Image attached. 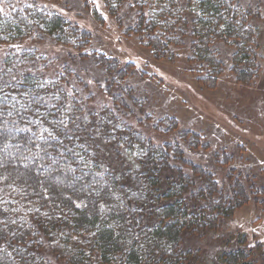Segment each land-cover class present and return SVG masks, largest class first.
Segmentation results:
<instances>
[{
	"label": "trees",
	"instance_id": "1",
	"mask_svg": "<svg viewBox=\"0 0 264 264\" xmlns=\"http://www.w3.org/2000/svg\"><path fill=\"white\" fill-rule=\"evenodd\" d=\"M126 1L103 0L113 17ZM132 1L137 34L156 59L187 38L207 70L201 82L212 87L221 69L212 43L220 42L234 49L235 80L249 86L256 79L257 34L235 0ZM35 33L75 50L90 38L36 6L0 11V43ZM92 59L118 82L129 72L101 55ZM40 62L15 51L0 68V264H49L44 245L63 264H193L182 234L216 230L246 202L241 183L219 190L176 143L154 146L134 130L115 109L117 97L112 109L94 114L67 87L70 72L47 79L35 72ZM251 251H224L220 263L252 264Z\"/></svg>",
	"mask_w": 264,
	"mask_h": 264
},
{
	"label": "rangeland",
	"instance_id": "2",
	"mask_svg": "<svg viewBox=\"0 0 264 264\" xmlns=\"http://www.w3.org/2000/svg\"><path fill=\"white\" fill-rule=\"evenodd\" d=\"M235 1L251 13L257 34L259 72L249 86L239 84L230 71L234 49L229 44L212 43L221 64L212 87L201 82L207 70L192 58L187 38L183 46L170 47L166 57L156 59L137 34L138 11L132 0L122 4L117 17L109 14L103 0H0L3 13L36 6L90 37L81 50L41 33L0 43V68L7 55L32 52L43 61L35 72L45 78L71 73L67 87L78 92L86 109L94 114L112 109V98L117 97L115 109L152 145L176 143L184 158L211 174L221 191L230 192L234 180L241 183L246 202L216 230L202 237L182 234L180 247L196 255L193 264H221V253L237 248H252L249 261L264 264V0ZM142 12L148 15V10ZM93 55L129 66L128 74L118 82ZM41 252L49 264H63L48 246Z\"/></svg>",
	"mask_w": 264,
	"mask_h": 264
},
{
	"label": "snow or ice",
	"instance_id": "3",
	"mask_svg": "<svg viewBox=\"0 0 264 264\" xmlns=\"http://www.w3.org/2000/svg\"><path fill=\"white\" fill-rule=\"evenodd\" d=\"M61 123H63V121H61ZM65 127H67V125H65ZM51 135V134H50ZM0 166H3L2 164H0ZM79 206V205H78Z\"/></svg>",
	"mask_w": 264,
	"mask_h": 264
}]
</instances>
